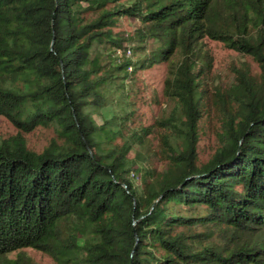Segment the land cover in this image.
Segmentation results:
<instances>
[{
  "label": "trees",
  "instance_id": "16d2710c",
  "mask_svg": "<svg viewBox=\"0 0 264 264\" xmlns=\"http://www.w3.org/2000/svg\"><path fill=\"white\" fill-rule=\"evenodd\" d=\"M122 17L140 24L129 39L111 29ZM206 40L258 74L233 67L218 91L221 144L199 167ZM164 62L181 147L165 140L168 169L137 185L132 146H112L129 108L106 86ZM111 103L110 119L91 116ZM0 115L17 130L0 139V264H33L27 249L58 264H264V0H0ZM36 128L62 144L30 150Z\"/></svg>",
  "mask_w": 264,
  "mask_h": 264
},
{
  "label": "rangeland",
  "instance_id": "374dc122",
  "mask_svg": "<svg viewBox=\"0 0 264 264\" xmlns=\"http://www.w3.org/2000/svg\"><path fill=\"white\" fill-rule=\"evenodd\" d=\"M116 1L122 3L125 0ZM108 5L111 6L113 3ZM138 27L140 28V24L137 20L131 17H122L111 29L125 39H129ZM148 44L146 45L147 51L149 50ZM127 45H130L129 41ZM206 47L211 58L206 86L212 92L207 109L205 108L203 114L200 110L201 120L198 123L195 146L196 165L199 167L211 159L221 144L220 138H218L221 132V119L218 112L221 104L218 91L234 83L233 67H237L241 61H245L249 66L250 74H258V67L250 58L242 57L237 52L211 40H206ZM126 51L127 49L121 53H126ZM141 56V53L134 54L130 51L128 57L122 58L134 60ZM107 60L104 59V62ZM127 72L129 78L131 77V82H125L122 91L112 88L110 83L106 86L109 91V101L127 105L130 112L125 121L126 128L121 132L122 136L117 135L112 146L123 145L124 148L132 146L131 151L127 154V159L134 161L137 169H133L132 172L135 174V183L139 185L144 176L142 170L148 168L152 174H158L164 173L168 169L165 140L180 148L181 144H178L179 137L176 136V133L180 135L181 132L179 128L168 124L172 105L167 101L163 92L167 63L155 64L152 68H145L134 73L128 69ZM110 76L116 83L118 74L112 73ZM106 107L101 110L92 109L91 116L97 117L98 121H101L102 118L110 119L117 110V106L111 103ZM16 133V128L0 115V139L8 138ZM24 137L28 148L36 153L42 152L52 141L56 145L62 144V139L57 137L52 129L36 128L31 133L25 134ZM25 253L33 264H58L49 256L36 250L27 249ZM13 256L11 255V257Z\"/></svg>",
  "mask_w": 264,
  "mask_h": 264
},
{
  "label": "built area",
  "instance_id": "2783aa9c",
  "mask_svg": "<svg viewBox=\"0 0 264 264\" xmlns=\"http://www.w3.org/2000/svg\"><path fill=\"white\" fill-rule=\"evenodd\" d=\"M117 55H118L119 57H121V54L118 53ZM124 55H125V57H128V56L130 55V51L127 50L126 53H125Z\"/></svg>",
  "mask_w": 264,
  "mask_h": 264
},
{
  "label": "bare ground",
  "instance_id": "6f19581e",
  "mask_svg": "<svg viewBox=\"0 0 264 264\" xmlns=\"http://www.w3.org/2000/svg\"><path fill=\"white\" fill-rule=\"evenodd\" d=\"M209 69V68H208ZM231 70V69H230ZM204 93V92H203ZM243 98V97H242ZM245 98H247V97H245Z\"/></svg>",
  "mask_w": 264,
  "mask_h": 264
}]
</instances>
